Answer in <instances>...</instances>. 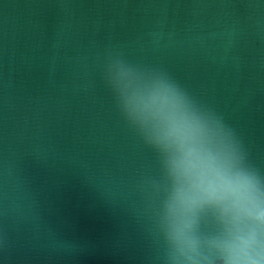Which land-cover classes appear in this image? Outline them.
I'll list each match as a JSON object with an SVG mask.
<instances>
[{
  "label": "water",
  "instance_id": "1",
  "mask_svg": "<svg viewBox=\"0 0 264 264\" xmlns=\"http://www.w3.org/2000/svg\"><path fill=\"white\" fill-rule=\"evenodd\" d=\"M117 58L214 109L264 175V0H0V264H164Z\"/></svg>",
  "mask_w": 264,
  "mask_h": 264
},
{
  "label": "clouds",
  "instance_id": "2",
  "mask_svg": "<svg viewBox=\"0 0 264 264\" xmlns=\"http://www.w3.org/2000/svg\"><path fill=\"white\" fill-rule=\"evenodd\" d=\"M126 125L157 156L145 178L164 264H264V175L235 131L166 71L108 65Z\"/></svg>",
  "mask_w": 264,
  "mask_h": 264
}]
</instances>
